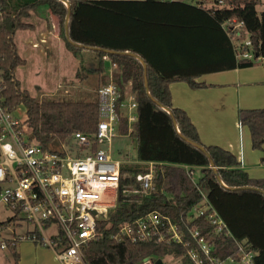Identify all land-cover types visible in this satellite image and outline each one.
I'll use <instances>...</instances> for the list:
<instances>
[{
  "label": "trees",
  "instance_id": "1",
  "mask_svg": "<svg viewBox=\"0 0 264 264\" xmlns=\"http://www.w3.org/2000/svg\"><path fill=\"white\" fill-rule=\"evenodd\" d=\"M0 1L5 10L0 22V56L6 102L12 110L21 106L26 109V125L45 149L53 143L69 142L76 131L93 133L100 113L97 93L89 100H40L21 89L16 71L26 60L18 52L15 35L19 30L33 28L31 19L39 15L40 9H48L59 18L61 37L80 59L79 79L98 73L100 86L108 84L105 60L109 59L118 66L114 80L122 98L128 83L135 94L137 119L130 125L122 117L119 132L137 139L140 163L124 164L121 171L130 175L147 172L148 163L155 162V190L141 197L140 202L125 200L120 195L110 219L99 222L98 237L83 246L87 264H139L148 257L161 258L165 263L181 258L182 264H192L187 254L196 245L189 238L190 244L184 245L168 239L119 240L115 235L121 224L152 210L169 215L184 227L190 208L202 200L201 191L233 235L226 230L221 232L215 238L213 255L221 259L238 257L237 239L255 252V264H264V178L251 177L230 150L204 144L189 114L173 105L170 89L175 81H186L192 88L206 87L197 78L210 72L264 67V10L257 9L261 0ZM240 22L243 34H248L252 41V58L239 57L230 35V27ZM212 25L220 26L224 32L227 56L231 51L227 69L182 66L178 59L183 55L206 57L212 45ZM182 34L196 38L184 43ZM239 120L249 127L253 148L262 150L264 107L239 109ZM185 165L194 173L199 170L197 180ZM123 181L133 179L127 177ZM17 218L18 215H12L0 223V228L16 224ZM187 222L205 232L215 231L205 217ZM17 244L9 242L8 246L18 260Z\"/></svg>",
  "mask_w": 264,
  "mask_h": 264
},
{
  "label": "built area",
  "instance_id": "2",
  "mask_svg": "<svg viewBox=\"0 0 264 264\" xmlns=\"http://www.w3.org/2000/svg\"><path fill=\"white\" fill-rule=\"evenodd\" d=\"M4 15L0 1V22ZM241 27V22L231 26L230 35L239 57L252 58L254 54L249 50L252 41L249 36L242 40L247 34H243ZM4 90L0 56V207L18 215V220L34 225L25 236H14L10 241L0 237L1 247L28 238L54 249L62 264H87L83 246L98 237L99 222L110 219L120 195L125 200L140 202L141 197L155 190V162L148 163L147 172L123 174L122 161L110 152L122 117H126L130 125L137 119L135 94L126 91L122 98L114 82L100 86L96 91L100 119L95 131H76L69 142L45 149L28 129L25 119L17 116L19 107L9 108ZM185 167L189 174H194L191 167ZM127 177H132L133 181L124 183ZM201 193L202 200L190 208L187 221L205 217L215 226L213 234L185 220L181 228V223L173 221L169 215L152 210L121 224L115 237L134 242L168 239L184 245L190 244L189 238L196 245L187 254L192 264H255V252L237 239L238 257L221 259L213 255L215 238L224 230L233 235L206 194ZM18 220L15 223H19ZM52 227L56 232L48 235L45 230ZM34 230L38 233L31 232ZM176 260L182 262L181 258ZM162 261V264H171ZM139 264H157V258L148 257Z\"/></svg>",
  "mask_w": 264,
  "mask_h": 264
},
{
  "label": "crops",
  "instance_id": "3",
  "mask_svg": "<svg viewBox=\"0 0 264 264\" xmlns=\"http://www.w3.org/2000/svg\"><path fill=\"white\" fill-rule=\"evenodd\" d=\"M172 1L186 2L185 0ZM31 20L33 28L24 31L30 35L28 43L32 46V50H37V52H27L24 56L19 53L26 60L22 66L33 67L39 64L37 91L44 92L40 94L42 97L45 95L51 97L42 98L39 95H31L40 100H76L75 97L89 100L94 98L98 87L102 84L101 75L90 73L84 80L78 78L80 59L67 48L61 37L59 18L50 10L43 8L40 9L39 15ZM220 28V26L212 25V45L210 46L212 49L209 48L205 59L194 57L193 53V57L183 55L178 59L179 63L185 68L227 69L226 64L231 62L232 54L230 51L227 56L224 32ZM181 37L184 43L196 38L187 34H182ZM105 61L108 66V78L110 82L116 83L114 74L118 72V66L114 67L109 59ZM197 81L204 82L207 86L192 88L186 81L172 82L170 89L173 105L184 109L189 114L204 144L219 145L230 150L238 157L241 167L251 177L264 178L262 164L264 145L262 150L253 148L251 131L239 120V109L264 107V67L257 65L219 70L203 74L197 78ZM56 95L62 97H54ZM130 162L128 160V163ZM133 163H140V161L137 159ZM17 224L19 223L13 224V227ZM18 242H23L21 243L23 248L32 244L31 241L19 240ZM24 250L22 256L20 257L21 253L19 255V264H25ZM49 250H39V254L57 264H62L55 250L52 248Z\"/></svg>",
  "mask_w": 264,
  "mask_h": 264
},
{
  "label": "rangeland",
  "instance_id": "4",
  "mask_svg": "<svg viewBox=\"0 0 264 264\" xmlns=\"http://www.w3.org/2000/svg\"><path fill=\"white\" fill-rule=\"evenodd\" d=\"M17 1V0H16ZM18 1H26V0H18ZM186 2H191L193 0H185ZM258 11L261 12L264 10V0H261V3L258 5ZM46 12V11H45ZM30 35L28 32L24 30H19L16 35H15V41L18 45V51L19 53L24 56L25 53H31V52H37V50H32V46L28 43V37ZM249 35H244L242 40H246ZM27 56V55H26ZM39 64H35L33 67L32 66H20L17 71H16V76L17 78L21 81V89L28 91L30 94L37 96L44 92L37 91L38 84H36L37 81V75L40 72L38 70ZM37 71V73H36ZM40 78V77H39ZM85 86V85H84ZM99 88V87H98ZM42 91V90H41ZM126 91L133 92L131 83H128L126 85ZM95 93V92H94ZM42 97V96H40ZM51 96L45 95L42 98H49ZM54 97H62V96H54ZM38 98V97H37ZM85 98V97H83ZM76 100H83L81 97H75ZM68 100V99H67ZM17 116L20 117L21 119H26V109L21 106L19 107L18 111L16 112ZM58 145L53 143L51 145V148H57ZM111 155L114 158H118L119 160L122 161V166L124 164H135L133 163L135 160H137V139L134 136L131 135H122L118 134L115 136L111 142ZM128 160L131 161L128 163ZM264 166V162H262ZM200 173L199 170H196L194 173V179L197 180V176L199 177ZM13 215V212L11 210L5 209L3 207H0V223L5 221L7 218L11 217ZM19 224H17L15 227L13 225L7 226L4 228H0V236L5 239L6 241H10L14 238V236H25L27 234V230H31L34 228V225L30 222H27L26 220L19 219ZM15 232V233H14ZM45 232L48 235H51L52 233L56 232V228L52 227L50 229H46ZM14 233V234H13ZM26 240L22 239L25 242H30L32 243L29 246H21V243L23 242H18L17 244V251L20 255L22 256V251L24 250V258H25V264H57L56 262H53V260L44 257L39 254V250H49L46 246H41L38 244H35L34 241L25 238ZM28 239V240H27ZM21 240V241H22ZM30 240V241H29ZM38 246V247H35ZM41 247V248H40ZM51 251V250H49ZM15 258L13 255V251L11 248L8 246L6 248H2L0 244V264H19V260ZM172 260V259H170ZM171 262V261H170ZM171 264H182V262L177 261V260H172Z\"/></svg>",
  "mask_w": 264,
  "mask_h": 264
},
{
  "label": "water",
  "instance_id": "5",
  "mask_svg": "<svg viewBox=\"0 0 264 264\" xmlns=\"http://www.w3.org/2000/svg\"><path fill=\"white\" fill-rule=\"evenodd\" d=\"M69 19H70V15H68L67 16V26H68V23H69ZM135 56H137V55H135ZM138 57V56H137ZM142 62H143V65H144V67L146 68V63L142 60ZM148 92H149V90H148ZM196 144V143H195ZM197 145V144H196ZM199 147L202 149V150H204V151H206L205 150V148L203 147V146H201V145H199ZM214 166V165H213ZM243 188H247V187H243ZM234 190L235 189H239V188H233ZM162 259L161 258H158L157 259V264H162Z\"/></svg>",
  "mask_w": 264,
  "mask_h": 264
}]
</instances>
